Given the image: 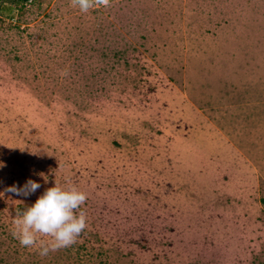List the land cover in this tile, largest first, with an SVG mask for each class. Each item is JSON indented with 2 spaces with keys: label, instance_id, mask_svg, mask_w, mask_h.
Returning a JSON list of instances; mask_svg holds the SVG:
<instances>
[{
  "label": "rangeland",
  "instance_id": "1",
  "mask_svg": "<svg viewBox=\"0 0 264 264\" xmlns=\"http://www.w3.org/2000/svg\"><path fill=\"white\" fill-rule=\"evenodd\" d=\"M0 162V264H264V0H0ZM54 181L87 227L41 257Z\"/></svg>",
  "mask_w": 264,
  "mask_h": 264
},
{
  "label": "clouds",
  "instance_id": "2",
  "mask_svg": "<svg viewBox=\"0 0 264 264\" xmlns=\"http://www.w3.org/2000/svg\"><path fill=\"white\" fill-rule=\"evenodd\" d=\"M74 8L83 13L90 9L110 6V0H71ZM67 75V72L62 73ZM5 165L0 162V168ZM41 188V184L28 179L23 186L5 188L6 193L17 197H29ZM86 194L73 184L61 185L54 181L31 206L17 209L12 215L13 236L22 246L36 248L41 257L73 245L87 227V217L81 206ZM22 202V201H20ZM41 237H49L47 241Z\"/></svg>",
  "mask_w": 264,
  "mask_h": 264
},
{
  "label": "trees",
  "instance_id": "3",
  "mask_svg": "<svg viewBox=\"0 0 264 264\" xmlns=\"http://www.w3.org/2000/svg\"><path fill=\"white\" fill-rule=\"evenodd\" d=\"M20 1H26V0H20Z\"/></svg>",
  "mask_w": 264,
  "mask_h": 264
}]
</instances>
